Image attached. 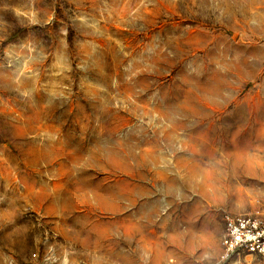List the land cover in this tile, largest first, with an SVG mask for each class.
I'll return each mask as SVG.
<instances>
[{
  "label": "rangeland",
  "instance_id": "rangeland-1",
  "mask_svg": "<svg viewBox=\"0 0 264 264\" xmlns=\"http://www.w3.org/2000/svg\"><path fill=\"white\" fill-rule=\"evenodd\" d=\"M262 208L264 0H0V264H221Z\"/></svg>",
  "mask_w": 264,
  "mask_h": 264
},
{
  "label": "built area",
  "instance_id": "built-area-1",
  "mask_svg": "<svg viewBox=\"0 0 264 264\" xmlns=\"http://www.w3.org/2000/svg\"><path fill=\"white\" fill-rule=\"evenodd\" d=\"M220 263L244 257L264 264V208L255 212L224 217Z\"/></svg>",
  "mask_w": 264,
  "mask_h": 264
}]
</instances>
